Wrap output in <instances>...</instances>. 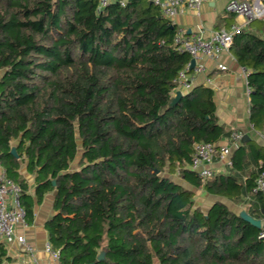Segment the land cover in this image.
<instances>
[{"label":"trees","instance_id":"16d2710c","mask_svg":"<svg viewBox=\"0 0 264 264\" xmlns=\"http://www.w3.org/2000/svg\"><path fill=\"white\" fill-rule=\"evenodd\" d=\"M262 25L230 49L249 70V119L264 133ZM178 32L152 0H0V163L22 188L28 221L21 164L38 202L55 193L45 227L62 264H264V228L220 200L204 210L182 184L264 204L260 145L238 144L229 173L203 179L190 168L196 142L231 133L211 87L172 102L191 60ZM0 264H14L1 238Z\"/></svg>","mask_w":264,"mask_h":264},{"label":"crops","instance_id":"0c3cea01","mask_svg":"<svg viewBox=\"0 0 264 264\" xmlns=\"http://www.w3.org/2000/svg\"><path fill=\"white\" fill-rule=\"evenodd\" d=\"M229 1L206 0L201 3L199 10L191 9L183 4L172 21L183 34L202 32L204 36H209L214 30L221 28L231 30L236 25H243L242 29L246 31L262 33L259 28H262V24H264V14L256 18L253 23H246L243 16L235 14L232 17L231 11L227 10ZM251 2L264 12V0H251ZM203 63L206 67L205 71L194 69L190 74L193 79V86L203 84L214 90L219 122L231 134L233 132L241 134L242 138L238 144L243 143L242 139L247 134L249 138L246 142L251 141L253 144L264 148V133L256 129L249 119V87L247 80L249 70L238 62L230 48L222 51L215 58L205 57ZM219 65H225L226 68L222 69ZM220 144L230 145V137L224 138ZM237 145H230L231 153ZM231 153L229 156L215 158L211 164L214 174L229 173L231 171L232 164H228L231 160ZM252 169L255 170V166L250 165L248 171ZM19 171L28 183L25 198L32 203L33 210L32 215L29 217V226L26 229L18 227L17 231L23 233L27 242L35 247L36 255L43 264H62L60 258L52 257L44 249L46 243L49 242L45 225L55 214L53 206L55 193L53 191L46 193L43 200L38 202L35 195V175L28 171L27 162L21 164ZM247 175L248 172L242 174V179L244 180ZM182 184L192 189L187 183L182 182ZM192 190L195 193L196 202L204 210H208L216 200H220L230 210L239 215L244 211L255 219H259L261 227L264 228V204L254 193L243 196L242 201L234 202L226 197L209 194L203 189L196 188V190ZM197 195L199 196L197 197ZM7 247L9 254L14 259V264H34L22 243L14 241L7 243Z\"/></svg>","mask_w":264,"mask_h":264},{"label":"built area","instance_id":"2783aa9c","mask_svg":"<svg viewBox=\"0 0 264 264\" xmlns=\"http://www.w3.org/2000/svg\"><path fill=\"white\" fill-rule=\"evenodd\" d=\"M112 0H99L101 5H106ZM124 5L128 0H118ZM159 6L163 15L173 20L179 12L183 4L191 9L199 10L200 5L206 0H152ZM227 10L234 12L236 15L243 16L245 22L261 17L264 12L258 9L251 0H230L227 4ZM243 25L233 26L231 30L225 28L214 30L209 36H204L202 32L183 34L179 31L176 36L178 49L186 51L191 58L196 60L194 69L197 71H205L206 67L203 63L205 57L215 58L222 51L231 47L235 35L241 32ZM186 69L179 72L174 79L177 91H187L193 87V79L186 73ZM225 69V65H219ZM210 81V80H208ZM242 136L238 132H233L230 136L231 144L237 145ZM230 144V145H231ZM229 144H216L210 142H196L194 145L193 160L190 168L197 172L203 179L211 177L214 172L211 164L216 157L229 156L231 146ZM231 164V160L228 162ZM255 190L261 192L264 196V169L260 171L256 178ZM21 186L7 177L5 170L0 163V238L6 243L18 241L25 246V249L34 264H43L36 255L35 247L27 242L26 236L17 231L18 227L26 229L29 226L27 219V211L21 200ZM264 235V233H263ZM52 257L59 259L60 253L54 249L48 242L44 247Z\"/></svg>","mask_w":264,"mask_h":264},{"label":"water","instance_id":"95a60500","mask_svg":"<svg viewBox=\"0 0 264 264\" xmlns=\"http://www.w3.org/2000/svg\"><path fill=\"white\" fill-rule=\"evenodd\" d=\"M195 64H196V60L194 58H191L190 65H189V70L194 69ZM181 95H182V91L178 90L176 92V95H175V97H174L172 102H176ZM248 138L249 137H248L247 134L244 135V137L242 139V142L245 143ZM12 152H13V154H16V148L15 147L12 148ZM54 183H55V181H54ZM240 216H242L245 220H247L251 224H253V225L257 226V227H261V221L259 219H255L253 216L247 214L246 212L242 211L240 213ZM104 256H105V251H101L100 254H99L98 259H102V258H104Z\"/></svg>","mask_w":264,"mask_h":264},{"label":"rangeland","instance_id":"374dc122","mask_svg":"<svg viewBox=\"0 0 264 264\" xmlns=\"http://www.w3.org/2000/svg\"><path fill=\"white\" fill-rule=\"evenodd\" d=\"M173 177L177 179V177H175V176H173ZM192 189L196 190V188H192ZM198 196H199V195H197V197H198Z\"/></svg>","mask_w":264,"mask_h":264}]
</instances>
